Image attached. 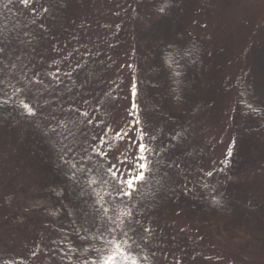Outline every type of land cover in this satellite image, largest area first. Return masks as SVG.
I'll list each match as a JSON object with an SVG mask.
<instances>
[{
    "label": "rangeland",
    "instance_id": "rangeland-1",
    "mask_svg": "<svg viewBox=\"0 0 264 264\" xmlns=\"http://www.w3.org/2000/svg\"><path fill=\"white\" fill-rule=\"evenodd\" d=\"M4 1L38 38L32 49L20 50L15 66L6 59L3 67L10 95L17 92L36 114L39 135L55 139L46 148L69 161L92 163L108 155L122 179L152 154L169 167L170 211L150 213L138 234L150 241L156 262L264 264V230L253 229L245 204L259 202L256 211L264 216V144L247 136L250 112L237 98L243 81L253 80L264 94V0H176L169 15L153 20L136 0H58L56 6L51 0ZM189 38L204 49L193 94L204 109L176 130L171 110L152 87L162 80L157 67L163 47ZM146 81L153 84L156 112L137 98ZM239 109L247 113L243 118H237ZM10 182L14 213L0 203V259L46 264L43 255L35 256L43 243L35 217L74 218L93 231L96 214L75 205L67 214L57 181L43 169L28 165ZM129 214L121 205L109 228L123 247L135 236L137 221ZM163 227L175 230L176 240L169 242L177 253L168 257L171 247L159 238Z\"/></svg>",
    "mask_w": 264,
    "mask_h": 264
},
{
    "label": "trees",
    "instance_id": "trees-1",
    "mask_svg": "<svg viewBox=\"0 0 264 264\" xmlns=\"http://www.w3.org/2000/svg\"><path fill=\"white\" fill-rule=\"evenodd\" d=\"M51 1L55 6L57 5L58 0ZM136 3L145 9V12L143 10L141 12L147 15L150 20L164 18L176 6V0H136ZM62 6L63 3L61 2V6H58L59 9L53 10L54 19ZM11 9L10 4L0 0L1 205L10 209L11 215H13L12 208L15 196L10 182L13 175L15 177L17 171L28 167V165L39 167L44 170L46 177L57 181L63 200L70 207L67 208V214H70L72 206L75 205L78 208L81 206L88 207L89 212L96 215L94 225H92L93 231L85 225H79L74 218H66V220L65 218L54 217L37 221L38 218L35 217L33 222L38 224L43 241L40 248L35 251V256L43 255V258H47L46 264H104L107 256L116 253L115 264H133L134 260L136 264H159L153 256L150 241H143L144 236L141 238L138 234L141 233V222L145 223L150 213L155 214V211H162L160 209L163 207H166L165 211H170V206H168L170 204L168 176L172 177V173L169 167L165 168V163L156 161L157 159H154L153 154L147 156L146 164L150 169L146 172L147 179L144 182H137L131 197L122 196L114 190L122 180L121 173L112 164L108 155H103L99 160L92 163L89 160L86 162L69 161L59 151L46 148L47 144L54 143L55 139L50 135H39V128H36L35 124L36 114L30 113L25 108V105L21 103V96L17 92L10 95L6 83L8 82L9 85L11 82L9 77L8 81L5 82L4 61L7 59L11 65L14 64L15 66L19 62L20 50L32 49L38 39L31 23L22 18H17L16 13ZM203 51L202 45L195 38L186 39L180 45L175 43L167 48L163 47L157 67L160 76L162 75L158 87H152V82L148 84L146 81L139 88L138 100L147 101L150 104L148 108L155 112L156 110L152 105L154 98L150 88L152 87V91H154L153 88L156 89L157 94H160L157 95L158 99L160 96L165 106L171 110L170 116L175 119L173 124L176 130L183 127L185 119L189 120V118L199 115L204 109L201 102L193 98L198 82L197 77L203 69ZM259 59V74L263 75L264 52L259 56ZM181 60L185 63H182ZM157 68L152 73H155ZM20 74H17V80H19ZM13 85L10 83L11 88ZM262 95L264 94L259 85L253 80L243 81L237 85L238 102L240 101L241 105L250 112L249 120L247 119L248 125L250 124V131L247 136L260 144H264V96ZM18 96L19 98H17ZM244 114L239 109L237 118H243ZM166 123H170L168 119ZM173 124L170 126L173 127ZM40 136L43 137V140L39 138ZM110 168L119 173L118 178H113L109 171ZM100 188H103L104 191L101 196H98L96 193ZM245 204L249 209L246 217L249 218L253 229L264 230V216L259 215L256 211L259 202ZM121 205L126 208L127 213L133 216L132 221H137L135 227L133 225L131 227L135 236L133 234L131 235L132 238L129 236L130 241L127 247H123L118 242L120 237L116 238V234L109 231L111 222H113ZM221 216L228 218L229 214L223 213ZM101 218H103V223L99 224L102 221ZM11 222L15 223L14 219ZM20 224H24L22 219ZM170 237L176 240L175 230L163 227L159 233V238H164L166 240L164 243L168 244L169 248L171 247L170 252L166 253L167 257L177 253L176 249L173 248V243L169 242ZM0 264L19 263L0 259ZM165 264H173V262L166 260Z\"/></svg>",
    "mask_w": 264,
    "mask_h": 264
},
{
    "label": "snow or ice",
    "instance_id": "snow-or-ice-1",
    "mask_svg": "<svg viewBox=\"0 0 264 264\" xmlns=\"http://www.w3.org/2000/svg\"><path fill=\"white\" fill-rule=\"evenodd\" d=\"M23 2L27 3L28 0H23ZM161 11H163V9H161ZM133 94L135 95V86L133 87ZM133 107H136V105H133ZM25 108H27L30 113L32 112V109L28 105H25ZM138 147L141 151H147L146 145L139 144ZM142 159L146 160L147 157H142ZM109 171L114 179L118 178V172L113 171L111 168L109 169ZM147 171H150L149 166L146 163H140L139 169L136 171L135 175L131 176V178L125 177L124 179L120 180L119 184L115 187L114 190L119 195L131 197L136 189L137 182H144L147 179ZM208 174L211 175V173ZM92 183H95V181H92ZM117 247H119V245H117ZM104 264H115V254L107 256ZM133 264H136L135 260L133 261Z\"/></svg>",
    "mask_w": 264,
    "mask_h": 264
}]
</instances>
